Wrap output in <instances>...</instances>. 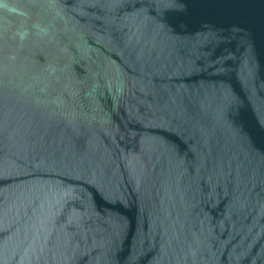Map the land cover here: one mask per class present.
I'll use <instances>...</instances> for the list:
<instances>
[{
    "label": "water",
    "instance_id": "water-1",
    "mask_svg": "<svg viewBox=\"0 0 264 264\" xmlns=\"http://www.w3.org/2000/svg\"><path fill=\"white\" fill-rule=\"evenodd\" d=\"M16 3L0 264H264V0Z\"/></svg>",
    "mask_w": 264,
    "mask_h": 264
},
{
    "label": "clouds",
    "instance_id": "clouds-1",
    "mask_svg": "<svg viewBox=\"0 0 264 264\" xmlns=\"http://www.w3.org/2000/svg\"><path fill=\"white\" fill-rule=\"evenodd\" d=\"M0 14H6L7 16H25L24 9L17 6L16 0H0ZM26 33H19L21 39H23Z\"/></svg>",
    "mask_w": 264,
    "mask_h": 264
}]
</instances>
